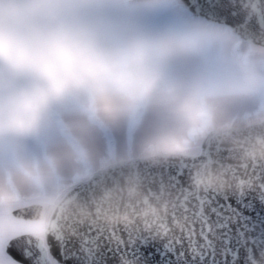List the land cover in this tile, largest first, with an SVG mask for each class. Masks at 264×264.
I'll return each mask as SVG.
<instances>
[{"label": "water", "instance_id": "obj_1", "mask_svg": "<svg viewBox=\"0 0 264 264\" xmlns=\"http://www.w3.org/2000/svg\"><path fill=\"white\" fill-rule=\"evenodd\" d=\"M191 14L264 49V0H181ZM42 207L14 210L39 220ZM43 240L13 238L22 264H264V121L210 131L198 155L118 162L65 189Z\"/></svg>", "mask_w": 264, "mask_h": 264}, {"label": "rangeland", "instance_id": "obj_2", "mask_svg": "<svg viewBox=\"0 0 264 264\" xmlns=\"http://www.w3.org/2000/svg\"><path fill=\"white\" fill-rule=\"evenodd\" d=\"M117 9V0H0V42L14 53L56 32L114 41ZM161 11L137 22L148 29L167 22V31L192 41L197 54L209 57L217 75L194 81L185 102L149 103L138 116L114 111L93 117L82 91L72 90L46 118L47 132L0 134V259L14 234L29 229L43 236V220L24 224L13 220L12 210L45 206L66 188L118 162L198 155L210 131L264 120V49L240 42L225 26L193 17L180 0H165ZM30 81L8 55L0 56V89Z\"/></svg>", "mask_w": 264, "mask_h": 264}, {"label": "snow or ice", "instance_id": "obj_3", "mask_svg": "<svg viewBox=\"0 0 264 264\" xmlns=\"http://www.w3.org/2000/svg\"><path fill=\"white\" fill-rule=\"evenodd\" d=\"M117 4L119 15L113 19L118 39L111 44L79 35L54 38L25 47L31 55L21 63L0 42V56L8 55L31 77L7 91L0 89V134L47 132L46 118L72 90L82 91L84 107L93 117L114 111L138 116L149 103L185 102L194 81L217 75L209 57L197 54L192 41L167 31V22L157 29L137 22L141 16L164 13L165 0ZM215 6L214 0H201V9Z\"/></svg>", "mask_w": 264, "mask_h": 264}, {"label": "clouds", "instance_id": "obj_4", "mask_svg": "<svg viewBox=\"0 0 264 264\" xmlns=\"http://www.w3.org/2000/svg\"><path fill=\"white\" fill-rule=\"evenodd\" d=\"M130 2L131 3H142L143 0H130ZM71 36H72L71 34H66L63 32L44 34L39 38V40L35 44L31 45L30 47H37L43 44L44 42L49 41L54 38H64V37H71ZM99 41L106 45L111 44L113 42V40L110 38H103V39H100ZM15 54H16V58L18 62H21V63L25 62L31 55L30 52L25 50V47L18 49Z\"/></svg>", "mask_w": 264, "mask_h": 264}, {"label": "flooded vegetation", "instance_id": "obj_5", "mask_svg": "<svg viewBox=\"0 0 264 264\" xmlns=\"http://www.w3.org/2000/svg\"><path fill=\"white\" fill-rule=\"evenodd\" d=\"M29 205V204H28ZM47 205V204H46ZM45 205V206H46ZM26 206V205H25ZM11 213V212H10ZM13 220H14V218H13ZM16 221H18V222H22V223H28V224H32V223H35V222H32V221H23V220H20V219H15ZM38 222V221H37ZM28 234H33V235H35V236H37L36 234H34L31 230H29V229H26V230H22V231H20V232H18V233H16V234H14L12 237H10L7 241H6V243H5V245L3 246V253H4V256L2 257V259H0V264H2V263H5V264H21V259H24L25 257H17L16 259H14L13 257H11V256H8L7 254H6V245H7V243L9 242V240L11 239V238H13L14 236H17V235H28ZM37 237H41V236H37Z\"/></svg>", "mask_w": 264, "mask_h": 264}]
</instances>
